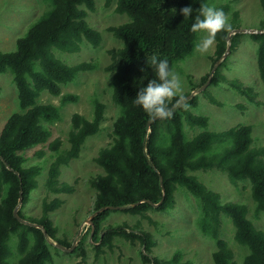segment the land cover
Wrapping results in <instances>:
<instances>
[{
	"label": "trees",
	"instance_id": "16d2710c",
	"mask_svg": "<svg viewBox=\"0 0 264 264\" xmlns=\"http://www.w3.org/2000/svg\"><path fill=\"white\" fill-rule=\"evenodd\" d=\"M49 1L48 10L18 38L16 50L0 51V73H13L20 106V111L7 119L0 132V264L52 262L49 239L71 247L57 237V227L51 218L52 212L64 202L61 197L44 199L38 218L26 216L18 209L20 216L40 224L41 228L25 224L14 215L20 195L22 203H27L31 192L38 187L42 171L40 165L27 164L33 156L29 150L33 148L34 154L42 156L44 152L35 148L48 146L56 153L45 186L49 192L70 194L74 187L60 182L61 166L79 157L87 137L100 131L104 118L105 105L95 99L92 119L73 114L69 148H61L60 139L50 141L52 131L45 123L60 120L61 112L57 105L40 103L41 94L45 91L59 96L63 85L97 66L93 61L69 64L59 58L56 51L78 52L84 40L98 46L101 33L86 20L96 8V0ZM112 1L106 0V4ZM208 1L117 0L116 12L126 14L129 20L108 28L122 41V46L111 51L112 61L106 69L111 73L112 97L120 107V115L114 122L112 142L101 148L95 157L104 173L92 180L96 188L94 209L118 206L120 211L156 224L149 214L154 209L153 203H159V210H168L175 204L176 192L184 188L200 203L201 231L216 244L213 264H264V232L248 218L246 206L223 202L220 195L195 174L198 170L220 169L227 172L233 183L249 180L257 211L264 212V147L253 146L252 126L239 124L223 131L210 130V118L192 109L197 107L195 99L188 101L189 110L174 109L172 118L164 120L150 118L132 103L139 88L155 75L147 57L157 54L166 58L173 68L194 52L198 34L189 31L192 20L184 18L180 10L190 5L194 17L200 4H208ZM260 4L264 15V0H260ZM216 8L226 14L230 10L229 4ZM258 30H264V16ZM261 31L252 33L251 38L258 44L257 63L264 85V32ZM228 33L221 31L215 36L218 58L227 51ZM239 36L237 33L231 37V48L236 47ZM230 84L249 99H255L252 87L238 80H231ZM77 99L76 95H63L61 105ZM186 125L201 130L189 137ZM139 201L142 202L135 205ZM112 211V208L104 209L92 219L93 240L100 242V246L112 247L117 237L131 242L138 240L142 244L140 264L181 262V250H176L167 260L152 253L156 237L140 220L132 226L125 222L103 227V221ZM225 216L234 226L235 241L247 249L241 263L235 260L234 250L222 236ZM12 235L16 237V253L9 243Z\"/></svg>",
	"mask_w": 264,
	"mask_h": 264
},
{
	"label": "rangeland",
	"instance_id": "374dc122",
	"mask_svg": "<svg viewBox=\"0 0 264 264\" xmlns=\"http://www.w3.org/2000/svg\"><path fill=\"white\" fill-rule=\"evenodd\" d=\"M116 3L117 0H113L107 5L106 0H96L95 10L86 17L89 24L101 33L98 46L84 40L78 52L56 51L57 56L69 64L93 61L96 68L80 73L74 81L63 85L59 96L44 91L39 98L40 103H52L60 107V120L45 124L52 131L50 141L60 139L63 149L69 148L68 135L73 114L79 113L92 119L94 100L98 99L105 105L100 131L87 137L79 157L61 166L60 182L73 185L72 193L56 194L49 192L45 186L48 170L56 153L48 146L35 148L44 152L42 156L34 154L33 148L29 150L33 156L27 164L40 165L42 171L38 176V187L31 192L28 202L19 206V210L26 216L38 218L42 214L44 199L61 197L64 202L52 212L51 218L57 227V237L71 246L74 245L71 251H66L57 247L55 239H49L53 260L47 264L141 263L140 241L131 242L117 237L112 247L100 246V242L93 240L91 229L93 224L90 217L95 212L96 197L92 180L104 173L95 157L101 148L112 142L114 122L120 115V107L112 97L111 73L106 68L112 61L111 51L120 48L122 41L108 28L128 21L129 17L116 12ZM222 4H229L230 10L226 15L234 27L227 35V51L218 58L217 42L214 40L208 53L201 55L193 52L180 60L173 70L182 81L186 102L195 99L197 107L192 108L193 111L210 118V130L223 131L239 124H249L253 128V146L264 147V85L257 63L258 44L251 38V34L257 33L261 25L263 10L260 0L208 1V5L215 8ZM49 7V0H0V51H15L18 38ZM237 33H240L238 43L231 48V37ZM202 36L203 33H199L198 39ZM231 80H238L252 87L256 93L255 99L251 100L234 89L230 84ZM66 94L76 95L78 99L61 105V99ZM17 111H20V106L14 75L11 71L0 73V132L7 119ZM185 130L192 137L201 129L186 125ZM195 174L209 189L217 192L223 202L245 205L248 218L264 232V212L257 211L249 180L233 183L227 172L220 169L198 170ZM149 214L156 224L141 220L140 216L114 209L102 226L125 222L132 226L140 220L142 226L156 237L157 244L152 249L154 255L167 260L176 250H181L183 256L179 264H213L212 254L216 244L201 231L200 203L188 190L180 188L176 192L172 208L162 211L154 207ZM222 236L234 250L235 260L241 263L247 249L235 241L234 226L226 216ZM9 243L16 253L15 235L11 236Z\"/></svg>",
	"mask_w": 264,
	"mask_h": 264
},
{
	"label": "clouds",
	"instance_id": "9594fccd",
	"mask_svg": "<svg viewBox=\"0 0 264 264\" xmlns=\"http://www.w3.org/2000/svg\"><path fill=\"white\" fill-rule=\"evenodd\" d=\"M180 12L184 18H191L189 28L191 33H203L193 45V51L201 55L210 51L218 32L230 31L232 27L222 9L208 4H200L194 17V9L190 5L183 7ZM147 63L155 75L146 85L139 88L132 103L139 106L150 118L160 120L171 119L174 109L189 110L190 105L183 95L182 81L170 67L169 61L152 54L151 57H147Z\"/></svg>",
	"mask_w": 264,
	"mask_h": 264
},
{
	"label": "water",
	"instance_id": "95a60500",
	"mask_svg": "<svg viewBox=\"0 0 264 264\" xmlns=\"http://www.w3.org/2000/svg\"><path fill=\"white\" fill-rule=\"evenodd\" d=\"M237 30H240V29H236V31ZM259 31H261V30H258V31H256V32H259ZM261 32H264V30H262ZM227 39L229 40V36H227ZM2 159L4 160V158L2 157ZM5 161V160H4ZM5 163H6V165H7V167L9 168V169H12V167L10 166V165H8L7 164V162L5 161ZM164 189V188H163ZM22 194V193H21ZM142 201H139V202H137V203H135V205L136 204H140ZM22 204V195H20V201H19V206ZM19 206H18V208L15 210V212H14V215H15V217L19 220V221H21V222H23V223H25V224H29V225H32V226H35V227H38V228H41V225L40 224H36V223H33V222H31V221H29V220H27V219H24L22 216H20V214H19V211H18V209H19ZM153 206L155 207V208H157L158 206H159V203L158 204H156V203H153ZM107 208H112V209H120L121 207H115V206H107V207H103V208H101V209H99V210H97V211H95L92 215H91V224H93V221H92V219L95 217V215H97L100 211H102V210H104V209H107ZM45 232V234H46V231H44ZM56 245H57V247H59V248H61V249H63V250H66V251H71L73 248H74V245H72L71 247H66L65 245H63V244H61V243H55Z\"/></svg>",
	"mask_w": 264,
	"mask_h": 264
}]
</instances>
